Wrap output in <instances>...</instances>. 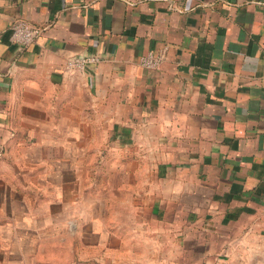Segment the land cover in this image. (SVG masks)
Returning <instances> with one entry per match:
<instances>
[{
	"label": "crops",
	"instance_id": "crops-1",
	"mask_svg": "<svg viewBox=\"0 0 264 264\" xmlns=\"http://www.w3.org/2000/svg\"><path fill=\"white\" fill-rule=\"evenodd\" d=\"M145 254L264 264V0H0V264Z\"/></svg>",
	"mask_w": 264,
	"mask_h": 264
},
{
	"label": "built area",
	"instance_id": "built-area-1",
	"mask_svg": "<svg viewBox=\"0 0 264 264\" xmlns=\"http://www.w3.org/2000/svg\"><path fill=\"white\" fill-rule=\"evenodd\" d=\"M41 34L39 27L32 26L26 21H19L12 27L11 40L14 43L26 46L33 43ZM167 57V47L161 48L156 52L150 51L140 57V65L146 69H156ZM98 62L96 56H76L67 61V70H83L90 64Z\"/></svg>",
	"mask_w": 264,
	"mask_h": 264
},
{
	"label": "rangeland",
	"instance_id": "rangeland-1",
	"mask_svg": "<svg viewBox=\"0 0 264 264\" xmlns=\"http://www.w3.org/2000/svg\"><path fill=\"white\" fill-rule=\"evenodd\" d=\"M134 257L137 259V256ZM139 259L140 262H142L141 264H162L163 262L162 256L158 254H145L142 255Z\"/></svg>",
	"mask_w": 264,
	"mask_h": 264
}]
</instances>
